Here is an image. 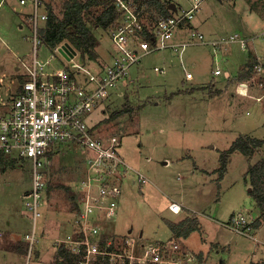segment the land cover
Masks as SVG:
<instances>
[{"label": "rangeland", "instance_id": "1", "mask_svg": "<svg viewBox=\"0 0 264 264\" xmlns=\"http://www.w3.org/2000/svg\"><path fill=\"white\" fill-rule=\"evenodd\" d=\"M38 1V12L42 13L46 0ZM49 1L60 17L65 1ZM164 2L169 9V4L175 3V12H182L191 7L193 0ZM17 5L18 0H0V79L8 76L13 87L19 79L15 66L20 59H31V41L23 36L28 35L26 23L33 2L27 1L20 12L15 11ZM152 15H145V21H154L156 17ZM193 16L192 28L203 34L205 41L227 39L234 32L256 37L248 41L245 49L237 42L223 41L215 51L208 43L195 42L180 46L177 52L168 49L149 52L129 69L127 79L132 82L126 87L120 85L121 91L111 89L110 97L87 116L97 136L118 138V155L131 168L122 178L118 213L110 231L119 246L128 232L135 236L141 233L144 243L165 240L179 243L182 250L192 252L196 258L200 255L199 264H250L264 259V217L248 233H237L227 223L238 212L248 219L256 220L258 216V207L249 195L244 176L249 165L264 158V145L251 158L239 151L231 154L219 181L215 170L219 152L228 148L237 136L251 134L264 138L261 125L264 98L255 101L237 95L235 89L236 82L243 80L250 53L256 56L252 46L259 53L264 50L260 33L264 0H202ZM20 24L22 29L18 28ZM93 32L100 42L95 47L97 57L90 58L86 53L81 56L75 50V57L67 61L55 54L50 67L69 65L85 72L109 62L113 47L108 30L96 28ZM178 35L188 37L185 30ZM38 50L44 60L50 53L42 44ZM216 66L223 74L213 77ZM154 67L163 71H155ZM18 73L22 75L23 70ZM251 76L244 80H250ZM260 76L256 73L254 82ZM263 89L264 85L260 91H250V95H259ZM124 107L125 112L112 116ZM85 155V150L71 143L53 153L43 201L46 205H42V215L35 223L38 242L29 257L23 235L30 227V215L21 196L30 188L31 170L24 165L7 170L1 177L0 216L2 205H11L12 211H17L13 221L18 226V237L22 235L24 242L20 244L25 252L13 253L8 246L0 248V264H63L56 260L58 247L54 242L71 231L68 202L79 198L77 185L84 174ZM136 172L145 176L144 183L136 181ZM172 201L186 206L191 213L184 215L182 210L180 216L172 214ZM185 217H193L202 224L187 238L173 237L166 220L179 222ZM21 245L17 248H22Z\"/></svg>", "mask_w": 264, "mask_h": 264}, {"label": "built area", "instance_id": "2", "mask_svg": "<svg viewBox=\"0 0 264 264\" xmlns=\"http://www.w3.org/2000/svg\"><path fill=\"white\" fill-rule=\"evenodd\" d=\"M106 1L113 5L118 16L106 27L113 51L105 65L81 74L65 66L50 67L55 54L64 58L58 50L65 43L50 50L45 60L39 57L38 30L47 14L38 12L39 1L32 0L33 11L28 17L30 31L23 36L31 41V59L19 60L18 68L23 73L15 72L19 78L15 87L8 76L0 79V179L9 169L27 165L31 170L30 188L21 196L23 207L30 215V227L23 235L27 257L38 242L35 223L42 215L53 153L71 143L86 152L84 174L77 185L80 195L71 216V231L63 238L55 239L57 249H66L73 257V264H199L192 252L182 250L179 243L171 240L144 243L141 234L135 236L128 232L122 238L121 246L114 242L110 228L118 213L122 178L131 168L118 155V138L115 135L97 136L86 118L110 97L111 89L123 83L129 69L139 64L149 52L164 49L177 52L180 46L198 41L210 44L213 51L223 41L237 42L245 49L248 41L256 36L234 32L227 39L205 41L204 35L191 25L193 12L202 0H193L191 7L182 12L170 11L166 16L158 14L154 21H145L147 3L144 1ZM19 2L24 4L25 0ZM185 25L188 37L180 38L177 32ZM260 33L264 39V19ZM69 57H75V52ZM256 59L250 81L236 82V92L241 95L252 97L247 89L251 82L263 88L264 52ZM154 70L163 71L157 67ZM213 71L215 75L223 74L218 66ZM256 73L261 74L258 82L253 80ZM224 74L229 77L228 72L224 71ZM254 97L262 100L264 91ZM145 180V176L136 172L137 182L144 183ZM171 203L172 212L182 211L179 203ZM253 222L238 212L227 224L237 233H248Z\"/></svg>", "mask_w": 264, "mask_h": 264}, {"label": "trees", "instance_id": "3", "mask_svg": "<svg viewBox=\"0 0 264 264\" xmlns=\"http://www.w3.org/2000/svg\"><path fill=\"white\" fill-rule=\"evenodd\" d=\"M64 7L61 16H57L51 6L46 9L47 17L38 30V37L45 48L52 50L60 43H69L81 56L86 53L90 58H95L98 39L93 30L96 28H106L117 19V12L113 5L106 0H64ZM139 1V0H138ZM147 3L146 13L166 16L173 11L167 7L162 0H141ZM249 60L245 65V72L241 79L249 78L253 73L254 64L257 62L256 56L250 53ZM126 107L120 111H115L112 116H119L126 111ZM264 145V138L239 135L230 146L219 152V165L215 170L217 181H219L227 170L228 160L231 154L239 151L247 157H252L257 149ZM248 182L249 195L255 201L259 213L252 226L257 227L264 217V158H259L254 164L248 166L244 176ZM173 237H186L192 231L199 229V221L195 218L185 217L179 222L166 220ZM56 260L63 264H73L71 254L60 247L57 249ZM198 258L200 255L198 254ZM201 259V258H200ZM250 264H264V259Z\"/></svg>", "mask_w": 264, "mask_h": 264}, {"label": "crops", "instance_id": "4", "mask_svg": "<svg viewBox=\"0 0 264 264\" xmlns=\"http://www.w3.org/2000/svg\"><path fill=\"white\" fill-rule=\"evenodd\" d=\"M27 1H29V0H25V3L24 4H22V3H20L19 2V0H18V2H19V5H17V6H15V11L16 12H20L21 11V6H24V5H26L27 4ZM162 1H164V0H162ZM173 3V2H172ZM174 4V9H171V10H173V12H175L176 11V4L175 3H173ZM44 5H46L45 6V8H44V10L43 11H41V12H43V13H46V9H47V7L48 6H50V1L49 0H46L45 1V3H44ZM252 10V9H251ZM262 19H264V17L262 18ZM42 24V23H41ZM26 26H27V30H28V32L30 31V22H29V20H28V22L26 23ZM18 28L19 29H22L23 28V25H19L18 26ZM182 30H185L186 31V25H185V27H182V29L180 28V30L177 32V35H178V33L180 32V31H182ZM28 34V33H27ZM178 36H180V35H178ZM199 42V41H198ZM100 42L98 41L97 42V44H99ZM204 43V42H203ZM207 44V43H206ZM240 46V45H239ZM241 47V46H240ZM242 48V47H241ZM243 49V48H242ZM252 49H253V51H255V53H256V56H257V53H259V51L257 50V48L255 47V45L254 46H252ZM46 50H47V48H46ZM264 52V50H261V52L260 53H263ZM259 53V54H260ZM27 54L28 53H26V55L25 56H27ZM64 60H67V61H71L72 59H70V57L68 56V57H64L63 58ZM60 64H63L61 61H60ZM65 67H68L69 69H72L74 72H76V73H78V74H81V73H83L84 71H83V69H81V68H76V69H73V68H71L69 65H66ZM14 70H15V72H19L20 70H19V68H18V66H15V68H14ZM213 77H216L217 75H222V73L221 74H214V71H213ZM128 78V77H127ZM125 79L124 81H123V83H121L120 85L121 86H123V87H126V86H128V84L130 83V82H132V80H130V79ZM244 80V79H243ZM247 81H250V80H247ZM253 82H251V84L248 86V91H249V94H250V91H252L253 92V90H259L260 91V89L261 88H259L256 84H252ZM118 86L117 88L119 89V91H121V88H123V87H121V86ZM264 90V89H263ZM256 92V91H255ZM259 93V92H258ZM263 93V92H262ZM261 93V94H262ZM119 94V93H118ZM237 95H240V96H242L241 94H238V93H236ZM261 94H259V95H261ZM243 96H246V97H249V98H251V99H253V100H255V101H258V100H256L255 99V97L254 96H258L257 94H251V96L252 97H250V96H248V95H243ZM261 101V100H260ZM247 113V112H246ZM263 127H264V123H262L261 124ZM251 136V134H248V136ZM251 137H255L254 135H252ZM248 158H251V157H248ZM255 163V162H254ZM228 164V163H227ZM228 167V166H227ZM246 172V171H245ZM26 191V190H25ZM24 191V192H25ZM252 199V198H251ZM252 201H253V199H252ZM69 204H70V207L68 208L69 209V212L68 213H70L71 212V215H70V220H71V216H72V214L74 213V210L77 208V206H76V201H70V202H68ZM255 203V202H254ZM23 205V204H22ZM42 205L44 206V205H46V203H42ZM255 205H256V203H255ZM42 207V206H41ZM183 208H182V210H183V212H184V215L186 214V215H188V214H190L191 213V210H189V208H187L186 206L184 207V205L182 206ZM257 207V206H256ZM1 208H4V210L2 211V214H1V216H0V248L2 249V250H4L3 248L4 247H6V246H8L9 247V249H10V251L11 252H13V253H20V254H22V251H24V248H23V245H21L20 244V241H22V242H24L23 240H22V235L21 236H19L18 237V232H16V230H17V228H18V226H17V223H16V221L14 222L13 220H14V218H16V215H17V211H15V210H13L12 211V207H11V205H2L1 206ZM24 209H25V207H24ZM182 212V211H181ZM181 212H179V213H175V212H172L171 211V213L172 214H174V215H177V216H180V213ZM0 213H1V211H0ZM176 216V217H177ZM231 216H233V214H231ZM184 217V216H183ZM198 221H200V220H198ZM71 222V221H70ZM199 223H201L202 224V221H200ZM260 228H257L256 230V232H258V230H259ZM141 234V233H140ZM7 237V238H6ZM4 238H6V241L5 240H3ZM180 238H183V237H180ZM186 238H187V236H186ZM18 245H21V247L22 248H20V249H18L17 248V246ZM26 250V249H25ZM17 251V252H16ZM25 252V251H24Z\"/></svg>", "mask_w": 264, "mask_h": 264}, {"label": "water", "instance_id": "5", "mask_svg": "<svg viewBox=\"0 0 264 264\" xmlns=\"http://www.w3.org/2000/svg\"><path fill=\"white\" fill-rule=\"evenodd\" d=\"M169 6L171 9H174V4L172 2L169 4ZM58 51L65 58L68 57L70 54L75 52L73 47L67 42L64 45H62V47H60ZM250 189L251 188L249 187V190Z\"/></svg>", "mask_w": 264, "mask_h": 264}]
</instances>
